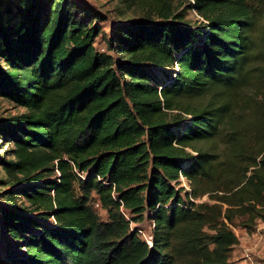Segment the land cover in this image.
I'll list each match as a JSON object with an SVG mask.
<instances>
[{
    "label": "trees",
    "instance_id": "trees-1",
    "mask_svg": "<svg viewBox=\"0 0 264 264\" xmlns=\"http://www.w3.org/2000/svg\"><path fill=\"white\" fill-rule=\"evenodd\" d=\"M129 1L146 18L98 50L97 16L73 1L0 0V98L25 110L0 120V264H234L233 228L264 218V125L241 142L220 99L264 0H188L199 24L175 0ZM220 139L223 158L194 147Z\"/></svg>",
    "mask_w": 264,
    "mask_h": 264
},
{
    "label": "rangeland",
    "instance_id": "rangeland-1",
    "mask_svg": "<svg viewBox=\"0 0 264 264\" xmlns=\"http://www.w3.org/2000/svg\"><path fill=\"white\" fill-rule=\"evenodd\" d=\"M52 5L56 0H50ZM76 3L79 7L91 14L97 16L91 25H97L101 29L100 36L96 39V48L98 50H104L106 39L110 37V30L114 23L127 21L130 19H142L146 18L143 10L134 7L129 0H69ZM180 1H182L180 3ZM185 1V2H184ZM188 0H175V9L177 12H181L184 16V20L191 23H203V19L197 15L193 9H188ZM253 51L250 62L246 66L244 77L240 82L236 92L231 94H223L220 99L223 103L227 101L230 103L229 112L233 117V132L236 133L237 138L241 142H245L247 139H252L257 136L258 129L262 124L264 125V15L257 13L254 18L253 28ZM213 96V95H211ZM210 96L197 99L193 101L194 105H200L205 103ZM216 97V96H213ZM215 100V99H213ZM23 108L17 107L14 104L0 98V120L8 119L10 117H16L24 113ZM226 140V139H224ZM12 145L8 146L0 139V156H6L5 151L9 150ZM194 147L201 148L204 151L212 152L222 157V153L226 150L225 143L222 140L213 142H200L196 143ZM189 149V148H188ZM189 151H191L189 149ZM183 180H177L175 183L177 188H184L186 191L190 189V185L185 176ZM9 177L3 171L0 166V192H2L6 186L5 183L9 181ZM202 201L207 200L204 196ZM97 213L101 220H106V212L94 204ZM263 218H259L261 220ZM257 220V221H258ZM150 218H145L143 223L139 226L148 229ZM256 221V224H257ZM255 224V227H256ZM254 227V229H255ZM236 230L245 229L239 225L234 227ZM233 231L235 232V229ZM253 229V230H254ZM246 230V229H245ZM252 230V231H253ZM247 231V230H246ZM148 232V231H146ZM248 233L251 231H247ZM231 261V260H230Z\"/></svg>",
    "mask_w": 264,
    "mask_h": 264
},
{
    "label": "crops",
    "instance_id": "crops-1",
    "mask_svg": "<svg viewBox=\"0 0 264 264\" xmlns=\"http://www.w3.org/2000/svg\"><path fill=\"white\" fill-rule=\"evenodd\" d=\"M235 234L238 242L230 251V260L234 264H264V218L253 231L239 228Z\"/></svg>",
    "mask_w": 264,
    "mask_h": 264
},
{
    "label": "built area",
    "instance_id": "built-area-1",
    "mask_svg": "<svg viewBox=\"0 0 264 264\" xmlns=\"http://www.w3.org/2000/svg\"><path fill=\"white\" fill-rule=\"evenodd\" d=\"M183 179H184V177H183V176L181 175V173H180V175H179V179H178V180H183ZM97 206H98V204H97ZM121 210H122L124 216H125L126 218H128L127 215L125 214V212L123 211L122 208H121ZM133 226H134V225H132V227H133ZM136 227H137V233H138V236H139L143 241H145L149 246H151V245H152V240H153L154 222H153V221L149 222V227H148V229L145 228L146 230H144V228L140 227L139 225H137ZM146 231H148V232H146Z\"/></svg>",
    "mask_w": 264,
    "mask_h": 264
}]
</instances>
